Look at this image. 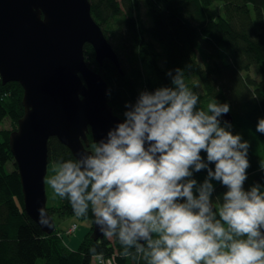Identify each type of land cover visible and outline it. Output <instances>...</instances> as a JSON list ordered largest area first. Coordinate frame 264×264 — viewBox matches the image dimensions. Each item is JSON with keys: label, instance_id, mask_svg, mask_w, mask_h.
Wrapping results in <instances>:
<instances>
[{"label": "clouds", "instance_id": "1", "mask_svg": "<svg viewBox=\"0 0 264 264\" xmlns=\"http://www.w3.org/2000/svg\"><path fill=\"white\" fill-rule=\"evenodd\" d=\"M172 84L142 92L107 142L58 165L47 183L77 216L91 205L104 235L135 247L148 264H264V191L244 188L248 141L221 125L227 103L198 109L179 69ZM256 131L264 134V118ZM204 169L197 185L193 172ZM212 180L227 189L217 211ZM38 212L48 226L46 212Z\"/></svg>", "mask_w": 264, "mask_h": 264}, {"label": "trees", "instance_id": "2", "mask_svg": "<svg viewBox=\"0 0 264 264\" xmlns=\"http://www.w3.org/2000/svg\"><path fill=\"white\" fill-rule=\"evenodd\" d=\"M89 1L93 18L108 40H116L113 47L118 55L122 50L124 58H119L121 72L109 60L99 66L92 46L85 44L89 66L107 82L113 112L125 119V112L142 92L174 87L172 77L181 70L188 88L199 96L198 109L207 110L213 101L230 106L229 130L250 145L244 188L260 185L264 191V134L256 131L258 120L264 118V0H222L220 13L211 9L215 0ZM142 5L150 25L140 16ZM252 65L257 66L260 78L248 74ZM22 96L18 82L2 83L0 77V118L8 115L15 124L11 130L0 128V264H94L96 256L111 264H148L143 253H137L135 247L125 249L116 236L96 240L91 236L95 219L91 205L87 214L80 216L91 221L90 228L74 251L66 247L64 232L57 230L62 240L57 239L55 230L45 233L26 213L18 168L9 146V133L24 113ZM87 138V149L94 151L98 145L90 130ZM201 156L206 162V153ZM48 159L47 173L53 175L54 165L76 162L56 137L48 140ZM8 162H12L10 171ZM209 167L214 170V164ZM206 177L204 169L194 171L191 178L199 185ZM211 183L213 210L217 211L227 189L218 181ZM46 209L51 216L76 215L67 198H61L57 206L46 205Z\"/></svg>", "mask_w": 264, "mask_h": 264}, {"label": "water", "instance_id": "3", "mask_svg": "<svg viewBox=\"0 0 264 264\" xmlns=\"http://www.w3.org/2000/svg\"><path fill=\"white\" fill-rule=\"evenodd\" d=\"M85 44L92 46L99 66L109 60L121 72L89 0H0V77L23 88L24 113L9 133L10 151L24 209L47 234L55 227L46 209L49 138L67 146L77 161L94 152L87 149L88 130L98 145L124 122L108 103L105 78L89 66ZM220 119L230 122V112ZM39 209L46 212L48 226L39 222ZM95 220L91 236L96 240L105 235Z\"/></svg>", "mask_w": 264, "mask_h": 264}, {"label": "rangeland", "instance_id": "4", "mask_svg": "<svg viewBox=\"0 0 264 264\" xmlns=\"http://www.w3.org/2000/svg\"><path fill=\"white\" fill-rule=\"evenodd\" d=\"M211 9L215 13H220L221 12V4H214L213 6H211ZM140 16H141V18L145 24L150 25V21H149L147 14H146V10H145L144 5L141 6ZM108 41L110 42V44L112 46L115 45L116 40L110 39ZM119 44H121V43H119ZM118 57L124 59L122 56V50H121V52H119ZM86 60L90 61L87 58H86ZM124 63H126L125 60H124ZM88 64H89V62H88ZM160 64H162V62H160ZM244 73H246V72H244ZM248 74L250 75L251 78H255V79L260 78L256 65H252L250 67ZM14 126H15L14 122L11 121V118L8 115H4L0 118V128L1 129L11 130ZM16 128H17V125H16ZM13 130H15V129H13ZM13 160H14V157H13ZM48 163H49V159H48ZM51 165H54V164H51ZM54 167L57 168L58 166L54 165L53 168ZM6 168L8 171H10L12 169V162H8L6 164ZM48 169L49 168L47 166V170ZM52 176H54L53 173L48 172V173H46V177H45V188H46V197H47L46 205L47 206L49 205L51 207L57 206L59 204V201H61V198L54 193L51 186L47 183V180L50 179ZM52 217H53L54 224H55L54 236L57 239L58 238L61 239V237H60L61 235H59L58 232H60V234H61V232H64L63 236L65 239H63V241L66 244V247H68L72 251L77 249L80 242L82 241L84 235L88 232L90 225H91V221L88 218H81L80 216H77V215L65 216V217L61 218V217L57 216L56 214H53ZM57 230H58V232H57Z\"/></svg>", "mask_w": 264, "mask_h": 264}, {"label": "bare ground", "instance_id": "5", "mask_svg": "<svg viewBox=\"0 0 264 264\" xmlns=\"http://www.w3.org/2000/svg\"><path fill=\"white\" fill-rule=\"evenodd\" d=\"M214 4H221V6H222L223 1H222V0H215V1L212 3V6H213ZM254 89H255V86L252 85V90H254ZM114 114H115L116 116H118L119 118L125 120L124 118H122L121 116H119L118 114H116L115 112H114ZM221 121H223V122H227L225 119H221ZM104 264H111V261H110V260H105V263H104Z\"/></svg>", "mask_w": 264, "mask_h": 264}, {"label": "built area", "instance_id": "6", "mask_svg": "<svg viewBox=\"0 0 264 264\" xmlns=\"http://www.w3.org/2000/svg\"><path fill=\"white\" fill-rule=\"evenodd\" d=\"M105 263V259L101 256H96L94 258V264H104Z\"/></svg>", "mask_w": 264, "mask_h": 264}, {"label": "crops", "instance_id": "7", "mask_svg": "<svg viewBox=\"0 0 264 264\" xmlns=\"http://www.w3.org/2000/svg\"><path fill=\"white\" fill-rule=\"evenodd\" d=\"M63 239H65V238H63Z\"/></svg>", "mask_w": 264, "mask_h": 264}]
</instances>
